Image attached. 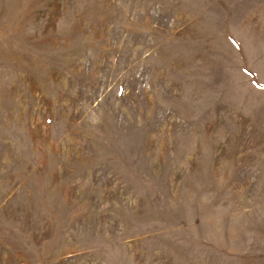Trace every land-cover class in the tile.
Instances as JSON below:
<instances>
[{"label":"rangeland","instance_id":"374dc122","mask_svg":"<svg viewBox=\"0 0 264 264\" xmlns=\"http://www.w3.org/2000/svg\"><path fill=\"white\" fill-rule=\"evenodd\" d=\"M0 264H264V0H0Z\"/></svg>","mask_w":264,"mask_h":264}]
</instances>
